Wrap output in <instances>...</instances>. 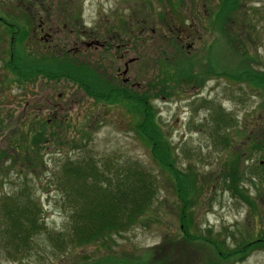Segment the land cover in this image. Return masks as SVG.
<instances>
[{
    "label": "rangeland",
    "instance_id": "obj_1",
    "mask_svg": "<svg viewBox=\"0 0 264 264\" xmlns=\"http://www.w3.org/2000/svg\"><path fill=\"white\" fill-rule=\"evenodd\" d=\"M220 7L221 0H0V197L26 187L47 232L64 234L68 218L57 183L69 158L86 151L157 174L150 217L111 241L53 251L44 232L19 261L0 245V264H79L111 253L121 264H215L213 245L182 238L172 186L136 131L137 109L117 91L145 94L177 166H190L205 181L186 222L190 232L223 250L264 234V181L251 169L261 154L251 141L264 138V87L236 78L264 69V0H239L227 29L223 16H214ZM12 21L31 31L18 42L25 54L45 56L51 62L45 67L72 75L24 78L8 69L11 34L4 23ZM92 85L111 97L86 92ZM218 115L230 117L226 145L214 131V124L224 130ZM234 152L243 154L233 175L255 208L218 181L234 169H225ZM215 261L264 264V250L250 246L238 261Z\"/></svg>",
    "mask_w": 264,
    "mask_h": 264
},
{
    "label": "trees",
    "instance_id": "obj_2",
    "mask_svg": "<svg viewBox=\"0 0 264 264\" xmlns=\"http://www.w3.org/2000/svg\"><path fill=\"white\" fill-rule=\"evenodd\" d=\"M239 0H221L219 14L215 18L223 16L224 28L227 22L232 19ZM214 18V19H215ZM213 19V21H215ZM11 34L9 41V61L7 67L18 72L24 78L31 77L36 73L49 77H61L64 74L72 75L69 69H58L55 67H45L48 62L45 56L30 57L24 53L20 42L29 31L25 25H16L14 22L4 23ZM226 24V25H225ZM5 28V29H6ZM227 29V28H226ZM31 30H33L31 28ZM228 32V30H226ZM228 34V33H227ZM2 49V48H0ZM2 52V51H0ZM244 53V52H243ZM1 57V55H0ZM251 57H249L250 59ZM27 59L25 65L19 66L20 60ZM53 63V62H52ZM72 68V66H70ZM238 80L254 81L255 84L264 87V69L260 72L252 71L249 68L241 73H237ZM86 92L91 93L97 98L104 99L111 97L110 91L97 87H85ZM108 92V93H107ZM118 95L131 102L138 111L136 121V131L141 133L144 140L147 141L151 159L158 166V170L164 173L169 180L176 201L177 214L180 220L182 238L188 241L200 239L203 244L213 245L212 259L220 262L238 261L243 258L249 247L261 246L264 250V234L256 239L238 245L232 250H223L218 242H210L201 238L188 230L190 220V210L200 198L204 182L197 179V174L190 166L180 168L177 166V156L174 154L170 142L159 128L155 113L145 98V94H136L135 92H118ZM116 94V93H114ZM264 104V99L263 102ZM219 120L225 126L224 121H230V117L218 115ZM221 124V125H222ZM214 131L219 136L220 142L228 144L229 128L224 127L223 132H219L220 125L214 124ZM30 130H28L27 135ZM254 150H260L258 157L260 161L252 166V172L259 175L258 179L264 181V138L251 141ZM242 152H234L227 159V168H233ZM258 161V160H257ZM61 180L57 183V188L62 194V205L68 218L67 225L63 228L65 233L47 232L43 220L40 217V206L34 201L26 187L18 189V192L9 197H0V245H2L4 255L12 261L20 260L25 253H28L33 244V238L38 234L46 232L53 251H65L71 246H80L91 243L111 241L114 235L126 231L129 227L139 223L143 218H149L152 203L157 196V174L149 169L143 168L137 162L124 163L119 161H107L94 159V156H88L86 151L82 155L78 154L73 160L65 161L59 170ZM258 172H261L260 175ZM238 171L234 167L225 172L226 176L218 177L221 186L231 195H237L242 200L255 208L254 203L245 192L243 185H240L242 179L233 175ZM217 178V177H216ZM252 178V176L250 177ZM216 179L213 185L216 184ZM201 182V183H200ZM258 186V185H257ZM255 185L256 194L260 196L259 187ZM254 206V207H253ZM148 216V217H147ZM249 246V247H248ZM213 259V260H214ZM214 260V263L217 264ZM79 264H121V256L117 253L105 254L101 257L88 260L85 258Z\"/></svg>",
    "mask_w": 264,
    "mask_h": 264
},
{
    "label": "flooded vegetation",
    "instance_id": "obj_3",
    "mask_svg": "<svg viewBox=\"0 0 264 264\" xmlns=\"http://www.w3.org/2000/svg\"><path fill=\"white\" fill-rule=\"evenodd\" d=\"M100 45H101V44H100ZM103 45H104V43H103L101 46H103ZM95 48H96V47H95ZM121 56H122V55H120L119 58H120ZM117 73H118V72H117ZM121 73H123V71H122ZM121 79H122V82H123V83L126 82V78H123V77H122ZM123 83H122V84H123Z\"/></svg>",
    "mask_w": 264,
    "mask_h": 264
}]
</instances>
